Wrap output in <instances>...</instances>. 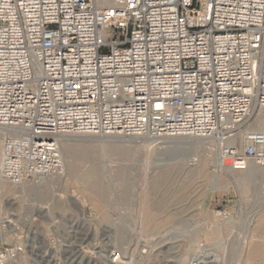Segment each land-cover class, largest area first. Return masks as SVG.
<instances>
[{"label":"built area","instance_id":"1","mask_svg":"<svg viewBox=\"0 0 264 264\" xmlns=\"http://www.w3.org/2000/svg\"><path fill=\"white\" fill-rule=\"evenodd\" d=\"M261 119L264 0H0L7 183L63 176L66 136L188 138L220 170L264 167ZM25 256L0 248V264Z\"/></svg>","mask_w":264,"mask_h":264},{"label":"rangeland","instance_id":"2","mask_svg":"<svg viewBox=\"0 0 264 264\" xmlns=\"http://www.w3.org/2000/svg\"><path fill=\"white\" fill-rule=\"evenodd\" d=\"M184 141L197 142L64 137L61 146L83 145L82 152L73 150L79 154L77 172L5 183L9 193L0 189V221L11 220L0 222V248L23 243L26 256L19 264H189L205 251L217 256L215 264H264L262 168L256 166L258 177L251 180L248 170H220L210 161L198 174L191 158L214 155L202 145L177 146ZM95 167L102 196L90 186L94 178H87ZM149 207L158 220L147 227ZM219 207L232 211L233 218L219 221L214 215ZM213 225L220 235L211 231ZM255 244L261 246L253 256L249 248ZM117 252L121 262L113 263Z\"/></svg>","mask_w":264,"mask_h":264},{"label":"bare ground","instance_id":"3","mask_svg":"<svg viewBox=\"0 0 264 264\" xmlns=\"http://www.w3.org/2000/svg\"><path fill=\"white\" fill-rule=\"evenodd\" d=\"M258 126H259V128L260 129H264V120H258ZM4 132V130H2V129H0V140H2V133ZM174 139H188V138H174ZM167 142V141H166ZM168 142H169V140H168ZM1 143V142H0ZM76 144V143H75ZM177 144V146L178 147H181V148H184V149H190V148H193V147H202L203 146V149H207L206 147H207V145L206 144H204V143H200V141H197V142H191V141H184V142H179V143H176ZM181 146H180V145ZM71 144H69V145H67V146H61V153H62V156H63V158H65V160H66V169H67V171L68 172H72V173H75V172H77V170H78V162H77V156L79 155H75V153L73 152V150H80V152H82V150H84L83 149V145L81 146V145H76V146H74L73 144V146L71 145ZM202 145V146H201ZM86 146V145H85ZM85 148V147H84ZM111 149V148H110ZM112 149H118L116 146H113L112 147ZM0 150H1V156H2V148H1V144H0ZM77 153H78V151H76ZM75 155V156H74ZM211 156H209L208 154H203V155H201V158H198V161H194V159L193 158H191V162H193V163H191L190 165L191 166H193V168H191V170H193L194 172H197L198 174H199V172H202V171H205L208 167H209V165H210V161H214L215 163H216V160H215V158L213 157V159L212 158H210ZM0 161H1V157H0ZM214 163V164H215ZM257 165H251L250 166V168L248 169V172H249V178L251 179V180H253L254 178H256V173L258 172V170H257V167H256ZM262 168V173H264V167H261ZM259 169V168H258ZM218 173V172H217ZM217 173H214L213 174V178H217ZM261 174V173H260ZM160 176V175H159ZM61 177V176H60ZM168 177H169V175H168ZM258 177V176H257ZM52 178H57V176H55V177H52ZM87 178H89V180L91 179V178H94V179H92L91 181H90V186L93 188V189H95V190H97V191H99V193H100V195L102 196V194H103V192H104V189H103V187L104 186H102L101 185V183H100V173H99V170L95 167V168H92L88 173H87ZM161 178V177H160ZM7 184V182H5V181H3L2 179H1V177H0V189H2V192L4 191L5 193H9L10 191H11V189L12 188H7V187H10V186H4V185H6ZM252 183V182H251ZM254 183V182H253ZM255 184V183H254ZM161 187V186H160ZM106 190V189H105ZM99 201H100V199H98L97 201H96V203H97V206H99ZM152 201V200H151ZM161 201V200H160ZM153 203V202H152ZM157 203V202H156ZM155 202H154V204H156ZM158 204H159V202H158ZM157 205V204H156ZM152 207V206H151ZM151 207H149L148 209H147V211H146V218H145V223L147 224V227H149L150 226V223L151 222H154V220L156 219V215L154 214V208L152 209ZM155 207V206H154ZM159 211V210H158ZM6 218H8V217H6ZM160 219V218H159ZM156 220H158V219H156ZM0 222H11V220H9V219H4V220H1ZM262 222V221H261ZM5 225V224H4ZM4 225H3V227H4ZM8 225V224H7ZM217 225H218V223H217ZM217 225H213L212 226V228H211V231L214 233V234H217L218 235V233H219V235H220V228L217 226ZM15 228H13L14 230H18L17 229V226H14ZM19 228V227H18ZM209 234V233H208ZM208 236V235H207ZM210 236H212V235H210ZM212 238V237H211ZM214 239V238H213ZM252 243V242H251ZM262 243V242H261ZM253 244V243H252ZM252 244H251V246H252ZM260 246H261V244H260ZM260 246L259 245H257V244H255L253 247H252V249H250L249 248V251L251 250V254L254 256L255 254L257 255V253L260 251ZM262 247H263V244H262ZM248 254H250V253H248ZM204 256H203V262H204V264H215V263H217L218 261H219V259L217 258V256L216 255H213V254H211V253H209V252H206L205 251V253L203 254ZM255 255V256H256ZM263 255V254H262ZM259 257V256H258ZM258 257H256V258H258ZM260 257H262L261 256V254H260ZM249 258V257H248ZM252 258V257H251ZM255 258V257H254ZM251 259H249V261H250ZM185 260H183V262H184ZM193 262H194V260L193 261H190L189 262V264H193ZM248 262V261H247ZM49 264V263H48ZM50 264H52V263H50Z\"/></svg>","mask_w":264,"mask_h":264}]
</instances>
